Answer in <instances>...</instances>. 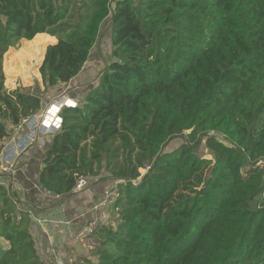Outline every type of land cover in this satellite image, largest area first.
Segmentation results:
<instances>
[{"label": "trees", "instance_id": "trees-1", "mask_svg": "<svg viewBox=\"0 0 264 264\" xmlns=\"http://www.w3.org/2000/svg\"><path fill=\"white\" fill-rule=\"evenodd\" d=\"M107 18L109 61L59 109L37 177L60 199L82 191L78 175L102 183L107 222L85 220L78 253L46 262L31 234L43 206L0 182V264H264V0H0V142L49 103L5 88L9 47L55 37L39 72L43 91L56 90L82 70ZM182 134L205 135L211 158L196 142L165 149Z\"/></svg>", "mask_w": 264, "mask_h": 264}, {"label": "crops", "instance_id": "crops-1", "mask_svg": "<svg viewBox=\"0 0 264 264\" xmlns=\"http://www.w3.org/2000/svg\"><path fill=\"white\" fill-rule=\"evenodd\" d=\"M53 39L55 40L56 38L54 37ZM5 70L6 68L4 69L5 88L12 90L19 86V84H21L20 81L13 79L11 72ZM81 71L70 81L74 82L72 84L76 86L84 84L79 77ZM85 84L86 85H83L82 88L78 89V95L74 97L75 99L79 100L83 98L84 94L89 89L88 83ZM95 84L96 83L93 85ZM68 98L72 100L71 97L68 96ZM61 106L62 101L59 103L55 102L48 111L49 116L54 117L55 115H58ZM53 134L54 132L40 134L31 146L32 151L22 152L24 151L22 150L15 155L8 170L5 171L0 168V182L6 184L11 191L15 192L20 201L27 202L33 198L35 202H38L43 206L42 209H44L43 211L45 212L39 211L37 213H42L43 215H41V219L39 218L41 223H38V221L34 223L35 226L31 230V234L35 240L39 256L42 260L46 259V262L50 256L53 257L55 255L67 256L69 258L74 257L81 248V243L78 240H75L74 235L75 233H78L80 227L85 223V220L93 218L96 222L98 219L101 220L102 218L107 222L108 214L103 215V213H108L110 211L109 209H106L105 211H103V209L98 210V206L95 208L97 205L96 203H98L102 196V189H104L102 183L90 182V184L81 192L62 199L42 192L37 184V177L42 167L44 151L51 143ZM11 138L0 142V145L2 146L0 152V165L4 164L2 159L5 150L7 149V145L12 142L13 138L17 137L11 136ZM110 184L111 182L109 185ZM31 186L33 187V190L31 189ZM56 201L58 202L56 203ZM18 207L26 208L24 204H20ZM6 244V241L0 238V245L6 246ZM84 245L85 243H83L81 253L86 250L84 248L86 246ZM79 259L81 260V258Z\"/></svg>", "mask_w": 264, "mask_h": 264}, {"label": "rangeland", "instance_id": "rangeland-1", "mask_svg": "<svg viewBox=\"0 0 264 264\" xmlns=\"http://www.w3.org/2000/svg\"><path fill=\"white\" fill-rule=\"evenodd\" d=\"M53 38L54 37L51 38L50 36L46 35L45 38L34 37L30 40L19 39L14 46L9 47V49L4 53L2 59L3 72L6 68V70L11 72V75H13V79H17V81H20V83L24 85L23 87H26V90L38 93L41 95V97L43 96L44 98L46 97L48 99L49 103L42 110V115H44L47 111V108L49 109L50 106L55 102L59 103L60 101H62V106L60 107V110L64 106H75L77 102L79 103L81 99L77 101V99L74 98L76 95H78V89L82 88L83 85H86L85 83H88L89 88L93 86V84L97 82L99 72L102 68H104L110 58V22L107 18L101 25L97 41L91 49L89 58L87 59L85 66L82 68V71L79 75L84 84L76 86L72 84L74 82H71L67 85H58L56 90L48 89L46 91H43L44 86L41 82L39 67L42 63L46 47L50 43H53V41H56V39L54 40ZM67 95L71 97L72 100H70ZM25 130L26 129H22L20 131L15 130V134L13 136H16L17 138H13L12 141L16 142L22 136L21 134ZM27 130H29L28 127ZM39 135L40 134H37L34 138H32L30 144L22 152L32 151L31 146ZM208 135H215L218 137V139H223L222 135L214 133L213 131H210ZM187 138L188 137L186 136V134H182V136H178L170 140L166 144L165 149L176 148L184 142H187L190 145H193L196 142L194 146L196 154L201 157L203 156L206 158H211V154L208 152L204 145L205 135H197L194 141H189ZM261 165H263V161ZM139 171L141 174L145 172V170L143 169H140ZM31 189L33 190L32 186ZM104 197L105 195L102 194L101 198L96 204L99 205V203H102ZM41 215L42 213H31L33 224L38 221ZM89 225L94 226L95 222H90ZM83 243H85V240H83Z\"/></svg>", "mask_w": 264, "mask_h": 264}, {"label": "built area", "instance_id": "built-area-1", "mask_svg": "<svg viewBox=\"0 0 264 264\" xmlns=\"http://www.w3.org/2000/svg\"><path fill=\"white\" fill-rule=\"evenodd\" d=\"M49 109L47 108V111L44 115H42L41 113L40 115L27 116L23 118L21 123H19L16 126L15 128L16 130H21L23 126L28 127L29 130L26 129L21 134L22 136L20 135L21 137L16 142L12 141L9 145H7V149L5 150L4 157L2 159L4 161V164L0 165L1 169L5 171L8 170L9 166H11V162L13 161L15 155L17 153H20L22 150H24L26 146L30 144L32 138H34L37 134L54 132L60 128L61 118L59 117V115L50 117L48 113ZM147 168L148 166L144 167L143 170H146ZM87 183L88 182L86 178H84L82 175H78L76 178V182L73 186V190L81 191L87 186ZM108 197H109V192L105 190L104 200L102 203H99V205H105L107 203ZM99 205H96L95 208ZM91 222L94 223L95 221H91Z\"/></svg>", "mask_w": 264, "mask_h": 264}, {"label": "water", "instance_id": "water-1", "mask_svg": "<svg viewBox=\"0 0 264 264\" xmlns=\"http://www.w3.org/2000/svg\"><path fill=\"white\" fill-rule=\"evenodd\" d=\"M31 226H33V223L31 224Z\"/></svg>", "mask_w": 264, "mask_h": 264}]
</instances>
